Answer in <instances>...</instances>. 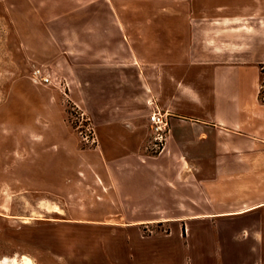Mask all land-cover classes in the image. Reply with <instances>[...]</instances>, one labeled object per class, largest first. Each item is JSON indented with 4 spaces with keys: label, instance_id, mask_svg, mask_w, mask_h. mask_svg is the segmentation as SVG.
Instances as JSON below:
<instances>
[{
    "label": "crops",
    "instance_id": "crops-1",
    "mask_svg": "<svg viewBox=\"0 0 264 264\" xmlns=\"http://www.w3.org/2000/svg\"><path fill=\"white\" fill-rule=\"evenodd\" d=\"M69 13L88 30L91 78L115 67V112L92 113L122 218L183 222L199 264H264V0H83ZM156 97L172 114L154 154Z\"/></svg>",
    "mask_w": 264,
    "mask_h": 264
},
{
    "label": "rangeland",
    "instance_id": "rangeland-1",
    "mask_svg": "<svg viewBox=\"0 0 264 264\" xmlns=\"http://www.w3.org/2000/svg\"><path fill=\"white\" fill-rule=\"evenodd\" d=\"M82 2L0 0V264L210 263L183 222L122 218L92 113L115 112L119 83L111 64L91 78L88 30L69 13ZM38 68L51 83L34 80Z\"/></svg>",
    "mask_w": 264,
    "mask_h": 264
},
{
    "label": "built area",
    "instance_id": "built-area-1",
    "mask_svg": "<svg viewBox=\"0 0 264 264\" xmlns=\"http://www.w3.org/2000/svg\"><path fill=\"white\" fill-rule=\"evenodd\" d=\"M262 80L260 85V98L264 101V65L262 67ZM36 82L45 84L51 83V77L42 69H36L33 73ZM152 110L149 114V124L151 130V150L154 153L161 152L166 144L170 131V114L162 111L155 101L151 102Z\"/></svg>",
    "mask_w": 264,
    "mask_h": 264
},
{
    "label": "bare ground",
    "instance_id": "bare-ground-1",
    "mask_svg": "<svg viewBox=\"0 0 264 264\" xmlns=\"http://www.w3.org/2000/svg\"><path fill=\"white\" fill-rule=\"evenodd\" d=\"M28 264H31L30 262H28Z\"/></svg>",
    "mask_w": 264,
    "mask_h": 264
}]
</instances>
